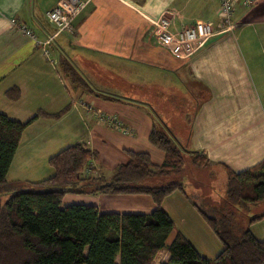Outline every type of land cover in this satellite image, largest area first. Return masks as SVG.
Returning <instances> with one entry per match:
<instances>
[{"label":"crops","instance_id":"obj_1","mask_svg":"<svg viewBox=\"0 0 264 264\" xmlns=\"http://www.w3.org/2000/svg\"><path fill=\"white\" fill-rule=\"evenodd\" d=\"M81 1H87V5L73 19L72 31L58 34L49 46V56H45L36 41L18 26H27L38 41L54 35L56 29L46 14L58 0H0V112L22 123L37 116L22 134L7 183L21 185L50 178L54 171L48 159L68 146L87 142L84 144L96 151L91 131L88 130V140L76 137L72 122L75 114L83 120L86 112L89 122L100 128L93 120L97 116L95 111L91 112L96 103L92 98L131 104L147 115L148 100L156 92L194 97L195 90L200 94L204 90L208 97H201L195 103L189 133L182 135L177 131L176 135L183 145L206 157L209 165L204 172L209 179L195 185L190 179L182 178L185 194L176 191L164 198L160 206L173 222L175 232L201 257L215 259L223 249L222 244L194 206L200 207L190 193L206 203L208 195L203 190H214V179L219 177V172L224 171L227 184L226 169L241 172L264 159V0L238 9L233 32L210 39L201 51L187 59L176 58L155 43L153 22L167 14L177 28L196 21L216 23L218 0L213 19L209 17L207 0ZM247 27L254 28L257 48L252 50L251 45H244L240 54L238 38L244 34L248 37ZM233 33L238 37L232 36ZM220 50H227L228 54L219 58ZM67 63L79 73L84 84L73 81L65 70ZM123 87L134 90V101L111 99L125 96ZM59 113L63 114L52 117ZM121 125L132 133L131 123L121 122ZM124 129L109 125L106 131L129 133ZM130 137L123 145L124 151H147L154 165L162 164V151L146 144L144 138L141 143L145 147L141 151L134 144V135ZM95 161L86 175L102 176L107 181L121 164L102 171ZM105 172L109 174L104 176ZM149 180L143 184L164 183ZM75 204L96 207L100 214L148 215L156 209L153 200L144 194H67L61 205ZM175 232L168 238V244ZM251 233L255 237L259 234ZM167 258L168 252L163 249L156 254L154 264ZM116 263L119 264V258Z\"/></svg>","mask_w":264,"mask_h":264},{"label":"trees","instance_id":"obj_2","mask_svg":"<svg viewBox=\"0 0 264 264\" xmlns=\"http://www.w3.org/2000/svg\"><path fill=\"white\" fill-rule=\"evenodd\" d=\"M65 67L74 82L84 84L71 65L67 63ZM195 111L196 108L192 115ZM36 118L22 123L0 112V193L8 194L10 188L8 199L0 203V264H117V258L119 264H154L156 254L163 249L168 258L160 264H264V241L253 236L248 226L241 227L236 222L239 211L264 202V159L241 172L226 169L224 203L208 200L205 207L210 213L194 204L223 247L215 259L208 260L175 232L173 222L161 209L167 196L176 191L185 194L182 183L143 184L150 178L176 172L186 155L194 157L196 167L209 165L205 156L183 145L160 117L153 118L148 141L163 152L161 165H154L146 152L125 150L128 161L117 166L110 181L88 176L86 172L91 170L97 152L79 143L48 159L54 171L50 178L8 184L7 174L22 134ZM191 126L192 121L188 133ZM67 194H144L153 200L156 209L148 215L100 214L93 206L62 207ZM245 216L253 224L264 219V211Z\"/></svg>","mask_w":264,"mask_h":264},{"label":"rangeland","instance_id":"obj_3","mask_svg":"<svg viewBox=\"0 0 264 264\" xmlns=\"http://www.w3.org/2000/svg\"><path fill=\"white\" fill-rule=\"evenodd\" d=\"M208 2L207 7L210 8L211 13L209 14V17H215L216 9H217V0H207ZM218 6H219V0H218ZM238 10V9H237ZM236 10V11H237ZM205 18V17H203ZM213 19V18H212ZM233 23H234V17H233ZM255 24V22H253ZM256 28V26H253ZM253 27H247V30L245 32H248V37L244 34L242 37L238 38V52L241 54V48H244L245 46H250L252 50H255L257 48V41H256V35L253 33L252 28ZM253 28V29H254ZM252 30V31H251ZM234 31V30H233ZM232 31V32H233ZM252 32V33H251ZM231 34V33H230ZM229 34V35H230ZM238 37L237 33H233L232 36ZM250 41V42H248ZM244 43V44H243ZM260 50V49H259ZM258 50V51H259ZM258 53V52H257ZM228 51L227 50H220L217 53V56L221 58L224 55H227ZM77 77V73H75ZM74 77V76H73ZM134 78V75L132 76ZM122 86L118 87L119 91ZM123 91L125 92V96H120L124 97V99L134 101V90H132L129 87H123ZM115 91V90H113ZM117 92V91H116ZM119 93V92H117ZM123 95V94H122ZM194 98L193 97H182V96H170V95H161L157 94V92L149 98L148 103L150 104L149 106V114L145 115V113H142L140 110H138L136 107H133L131 104H126V103H116V102H111V101H103V100H98L95 98H92L95 103V108L93 107L92 111H95L96 113V118L93 119L94 122H97L100 126V128H97L93 126V123L89 122L91 119H87V113L85 112V118L81 120L76 114L73 117L72 122L74 123V132L76 133V137H81L82 139H90L88 138V130L91 131L93 139L95 140V143L97 145L96 147V152H97V157H96V163H98V166L101 167L102 171H106L107 168H112L114 165L117 163H125L127 159V155L125 151L123 150L125 148V145L128 140H131L130 136L134 135V144L136 147L139 149H143L141 151H144V147L141 140L144 138L146 140V144H149L148 141V128L150 127V130L152 128V123H153V118H161L165 124L168 126L169 129L174 130V133L176 134L177 131H179L180 134L184 135L188 131V127L191 121L192 113L193 110L195 109L196 106V100L200 101L201 97H205L206 91H202L200 94L197 90L194 91ZM140 97V96H137ZM106 102V103H104ZM118 118V122L121 124V122L125 123H131L132 128V133L131 129H128L126 126L125 131H129V133H125L121 130H118V132H110L106 131L109 128V124L107 122L106 118ZM108 127L106 130L105 128ZM148 127V128H147ZM113 128V127H112ZM115 128V127H114ZM121 129V128H120ZM127 140V141H126ZM80 141V140H79ZM87 144V142H84ZM150 149L151 146L147 145ZM132 149V148H128ZM134 149V148H133ZM146 149V148H145ZM147 153V151H144ZM159 154H162V152H159ZM193 156L191 155H186L184 156V160L180 168L168 175V176H162L157 179L150 178L149 182H154L156 183L157 180H162L164 183L166 182H173V183H179L182 178H188L190 179L195 185H201L205 181V179H209L207 177V172H204V167H196L193 165L192 160ZM106 174H109L107 172L104 173V176ZM219 177L216 179V187L214 190L209 192L207 188H204L203 192L205 195H208V202L209 203H217L221 204L222 202L224 203V199L226 197V175L223 172H219L217 174ZM212 177V176H211ZM109 179V178H108ZM111 180V179H110ZM108 180V181H110ZM185 189L187 188L184 187ZM8 194L10 193V188ZM186 191V190H185ZM5 192L0 193V203L3 204L9 197V195ZM190 197L193 199L195 198V202L199 203L201 209L204 212H209L208 208L205 207L206 203L202 201L201 197H197L193 194L190 193ZM197 203V204H198ZM202 203V204H201ZM199 207V206H198ZM255 211H264V202L255 205V206H248L245 208V211H239L236 222L240 223L241 227L248 226L253 233H259L256 234L258 239L261 241H264V221H258L253 224L248 223V218L245 215L251 216L254 215ZM207 213V214H208ZM163 254V253H162ZM161 254V257L163 256Z\"/></svg>","mask_w":264,"mask_h":264},{"label":"built area","instance_id":"obj_4","mask_svg":"<svg viewBox=\"0 0 264 264\" xmlns=\"http://www.w3.org/2000/svg\"><path fill=\"white\" fill-rule=\"evenodd\" d=\"M256 0H219L218 21H196L190 25L175 27L171 18L164 14L153 22L152 35L157 45L167 50L171 55L179 59L193 57L201 51L210 39L232 32L235 29L233 17L237 9L248 8ZM87 1L58 0L55 7L46 14L47 19L56 29L54 35L46 40L38 41L32 31L25 25H19L18 29L32 37L38 46L43 49L44 55L49 56L48 46L53 43L55 37L62 32H71L73 19L84 10ZM14 26L17 24L12 22ZM111 127L123 128L116 118H106Z\"/></svg>","mask_w":264,"mask_h":264}]
</instances>
